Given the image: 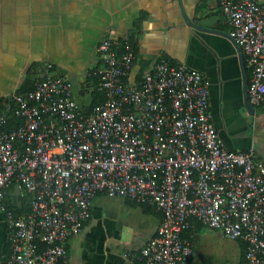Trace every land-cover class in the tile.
I'll return each instance as SVG.
<instances>
[{"label": "built area", "instance_id": "1", "mask_svg": "<svg viewBox=\"0 0 264 264\" xmlns=\"http://www.w3.org/2000/svg\"><path fill=\"white\" fill-rule=\"evenodd\" d=\"M229 38L249 71L247 102L264 104V1L218 0ZM109 30L92 71L89 109L72 83L42 67L30 89L5 97L0 114V209L8 254L0 264H68V242L104 194L146 205L160 223L131 264H193L191 221L244 245V264H264V163L227 149L210 120L208 81L159 59L130 81L135 54ZM12 186V192L9 187ZM17 208H7V195ZM24 201L22 207L19 203Z\"/></svg>", "mask_w": 264, "mask_h": 264}, {"label": "crops", "instance_id": "2", "mask_svg": "<svg viewBox=\"0 0 264 264\" xmlns=\"http://www.w3.org/2000/svg\"><path fill=\"white\" fill-rule=\"evenodd\" d=\"M110 29L112 39L129 43L134 51L130 81L159 59L199 71L208 81L210 120L224 146L234 151L253 147L255 158L264 163V104L254 107L247 102L244 84L249 71L229 38L218 0H0V114L5 97L26 78L34 81L46 63L53 65L56 74L78 80L80 93L90 96L82 107L89 109L98 82L92 71L102 67L96 47ZM122 200L125 212L139 213L143 221L123 225L126 234L117 232L111 222L96 221L100 217L94 216L93 200L90 219L67 244L68 264L72 254L80 264H131L125 251L142 246L154 235L160 214L145 213ZM0 216L1 249L7 226L3 211ZM190 228L183 235L193 248L206 229L196 220ZM137 237L143 240L137 243ZM237 243L241 251L242 243ZM7 254L8 246L0 260ZM240 256L241 252L237 264Z\"/></svg>", "mask_w": 264, "mask_h": 264}, {"label": "rangeland", "instance_id": "3", "mask_svg": "<svg viewBox=\"0 0 264 264\" xmlns=\"http://www.w3.org/2000/svg\"><path fill=\"white\" fill-rule=\"evenodd\" d=\"M73 83V96L77 104L82 107L89 103L90 96L86 92L80 93L78 80L74 77H69ZM253 124V121L251 122ZM257 122L254 123L255 130L257 129ZM225 141V136L223 137ZM125 203L120 197H110L107 195H100L94 198L93 208L94 216L103 221V224L111 222L114 230L122 231L126 234L123 225L135 226L136 221H143L141 214L129 213L124 210ZM128 206V205H127ZM2 214V211H0ZM102 218V219H101ZM2 219L0 216V235L2 233ZM95 221V222H96ZM133 221V222H130ZM199 243L193 245L192 258L193 264H237L240 251L236 240L224 238L218 231L205 227ZM136 242L139 243L142 237H137ZM75 251V249H74ZM73 251V253H74ZM71 264H80L79 258L76 254H72Z\"/></svg>", "mask_w": 264, "mask_h": 264}, {"label": "trees", "instance_id": "4", "mask_svg": "<svg viewBox=\"0 0 264 264\" xmlns=\"http://www.w3.org/2000/svg\"><path fill=\"white\" fill-rule=\"evenodd\" d=\"M33 82L34 81L32 79L30 80V77L26 78L23 81L22 85L18 88V90L19 91H24V90L30 89L32 87ZM91 94L93 95L92 96V101H91V105H92V104H94L95 102H97L99 100L100 94L97 93V91L95 89L91 91ZM12 190H13V188H12V186H10L8 191L12 192ZM17 202H18L17 199H13V196L8 194L7 195V199L5 201V205H6L7 208H11V209L16 208V212H19L20 209L17 208ZM19 203L21 204L22 207L24 206V201H20L19 200ZM129 204H131L133 206H140L142 211L145 212V213H156L155 210L151 209L150 207H148L146 205H139L137 203H129ZM189 230H191V228ZM7 246H8V243L6 241L5 245L0 249V253L3 252L4 250H6ZM240 249H241V251H240L241 252V256H240L239 264H244V245H243V243L241 244Z\"/></svg>", "mask_w": 264, "mask_h": 264}, {"label": "water", "instance_id": "5", "mask_svg": "<svg viewBox=\"0 0 264 264\" xmlns=\"http://www.w3.org/2000/svg\"><path fill=\"white\" fill-rule=\"evenodd\" d=\"M246 86H247V83L245 82V84H244V91H246Z\"/></svg>", "mask_w": 264, "mask_h": 264}]
</instances>
